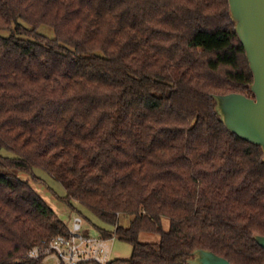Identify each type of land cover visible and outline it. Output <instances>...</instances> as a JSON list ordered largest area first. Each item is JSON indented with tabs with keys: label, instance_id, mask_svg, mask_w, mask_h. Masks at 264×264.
<instances>
[{
	"label": "trees",
	"instance_id": "obj_1",
	"mask_svg": "<svg viewBox=\"0 0 264 264\" xmlns=\"http://www.w3.org/2000/svg\"><path fill=\"white\" fill-rule=\"evenodd\" d=\"M3 31L0 264H32V247L68 231L6 173L36 168L133 244L110 264H189L197 249L264 264V151L216 109V95L253 97L229 0H0Z\"/></svg>",
	"mask_w": 264,
	"mask_h": 264
},
{
	"label": "water",
	"instance_id": "obj_2",
	"mask_svg": "<svg viewBox=\"0 0 264 264\" xmlns=\"http://www.w3.org/2000/svg\"><path fill=\"white\" fill-rule=\"evenodd\" d=\"M230 15L246 49L254 73L253 97L230 93L216 95V109L227 128L259 145L264 151V0H229ZM264 247V236L257 235ZM189 264H233L207 249H197Z\"/></svg>",
	"mask_w": 264,
	"mask_h": 264
},
{
	"label": "rangeland",
	"instance_id": "obj_3",
	"mask_svg": "<svg viewBox=\"0 0 264 264\" xmlns=\"http://www.w3.org/2000/svg\"><path fill=\"white\" fill-rule=\"evenodd\" d=\"M24 24V22H23ZM38 32L49 37L55 38V31L52 27L47 25H42L39 27ZM0 34L7 36L9 32L3 31ZM2 154L9 157H15L16 155L10 151L3 150ZM20 177L21 179L27 180L31 183L33 188L46 200V202L51 206L59 215V217L66 222L67 226H72V220L75 215H80L81 212L84 216V230L89 232L91 235H99L100 227H106L107 229L116 230V228H111V226L104 224L99 220L93 213H91L85 207L72 202L75 207H72V203H68L66 200V189L64 186L58 182L53 176L47 173L45 170L36 168L31 174H26L21 171L6 172ZM132 217H124L122 220V225L128 227L132 221ZM171 227L170 219L164 218V228L169 231ZM140 240L146 243H156L160 242L161 236L153 233H142ZM133 244L127 240L117 239L114 242L113 250L115 259H130L133 256Z\"/></svg>",
	"mask_w": 264,
	"mask_h": 264
},
{
	"label": "built area",
	"instance_id": "obj_4",
	"mask_svg": "<svg viewBox=\"0 0 264 264\" xmlns=\"http://www.w3.org/2000/svg\"><path fill=\"white\" fill-rule=\"evenodd\" d=\"M85 219L75 215L66 233L44 239L32 247L27 258L32 264H110L115 260L113 245L116 230L106 236L84 230Z\"/></svg>",
	"mask_w": 264,
	"mask_h": 264
}]
</instances>
